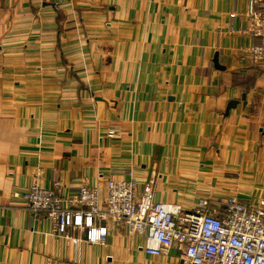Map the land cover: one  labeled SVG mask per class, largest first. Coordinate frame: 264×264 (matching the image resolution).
<instances>
[{
	"label": "crops",
	"instance_id": "crops-1",
	"mask_svg": "<svg viewBox=\"0 0 264 264\" xmlns=\"http://www.w3.org/2000/svg\"><path fill=\"white\" fill-rule=\"evenodd\" d=\"M250 0H0V264H186L110 229L54 235L20 198L58 178L63 197L109 180L221 211L264 198V66ZM257 10V9H256ZM218 58L217 67L215 58Z\"/></svg>",
	"mask_w": 264,
	"mask_h": 264
},
{
	"label": "built area",
	"instance_id": "built-area-1",
	"mask_svg": "<svg viewBox=\"0 0 264 264\" xmlns=\"http://www.w3.org/2000/svg\"><path fill=\"white\" fill-rule=\"evenodd\" d=\"M249 6L253 33L261 37L249 58L264 66V0H250ZM62 186L56 178L49 188L33 183L20 195L34 215L47 214L54 235L79 229L88 243L105 244L110 229L128 226L145 237L143 249L149 255L182 245L186 264H264V198L257 205L224 198L219 201L221 211L199 199L192 210H185L176 203L158 202L154 182L140 189L134 180H109L100 207L98 189L81 185L75 196L66 198Z\"/></svg>",
	"mask_w": 264,
	"mask_h": 264
},
{
	"label": "water",
	"instance_id": "water-1",
	"mask_svg": "<svg viewBox=\"0 0 264 264\" xmlns=\"http://www.w3.org/2000/svg\"><path fill=\"white\" fill-rule=\"evenodd\" d=\"M215 63H216V65H217V67H219V65H218V58H217V56H216V58H215Z\"/></svg>",
	"mask_w": 264,
	"mask_h": 264
}]
</instances>
